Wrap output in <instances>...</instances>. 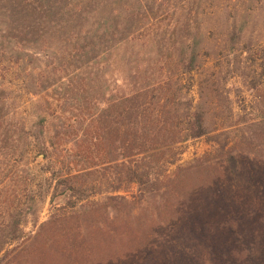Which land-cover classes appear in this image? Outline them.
<instances>
[{"label":"trees","instance_id":"16d2710c","mask_svg":"<svg viewBox=\"0 0 264 264\" xmlns=\"http://www.w3.org/2000/svg\"><path fill=\"white\" fill-rule=\"evenodd\" d=\"M119 2L0 0L2 69L32 64L31 93L69 80L80 102L72 124L67 97L44 102L22 154L20 131L0 130V264H167L169 252L183 264L187 238L213 263L263 264L264 144L251 145L264 95L259 120L237 126L227 85L264 73V0ZM203 137L213 150L176 166ZM232 161L249 165L243 185Z\"/></svg>","mask_w":264,"mask_h":264},{"label":"rangeland","instance_id":"374dc122","mask_svg":"<svg viewBox=\"0 0 264 264\" xmlns=\"http://www.w3.org/2000/svg\"><path fill=\"white\" fill-rule=\"evenodd\" d=\"M121 3L125 0H120ZM152 2V0H149ZM163 2V10H166L168 13H170V5L171 0H158L156 7L158 6L159 2ZM179 4H184V0H177ZM118 4L117 6H120L119 0H117ZM127 5V4H126ZM120 9H125L120 6ZM145 9L149 10L148 6H145ZM169 18V17H168ZM168 18L166 21L162 22V26L164 27L168 23ZM35 57H33L34 60ZM31 60V58H28ZM32 61V60H31ZM3 66H6L5 64H2L0 66V130L7 131L11 127L17 128L20 133L17 135V142L19 144L18 153H23V145L27 140V133L26 135L22 132V129L24 128L25 131L32 130L33 136L39 135L37 124L40 120V114L42 112L43 104L46 101L52 102V104H57V108L62 106V97H67V108H72V112L68 115V124H72L74 122L79 121V119L75 118L76 113L79 111L77 110V107H79L75 100L77 99V94L75 92L76 83H72L69 80H63V86H60L59 84H56L55 86H51L47 92L42 93V95L38 96L33 93H31L32 82L30 81V74L37 73L38 69H34L32 64H17L11 66L9 69H2ZM9 70V71H8ZM261 72V71H260ZM264 74V73H263ZM261 74L258 76V81L255 83H252V80L250 81V78L247 77H241L238 74L232 75V77L229 79L228 82V88H229V97L232 102V108L234 112L233 120L236 121L237 126H243L244 122H250L257 121L260 118V106H261V95H264V75ZM197 77L198 75L196 73L191 74L188 76L189 82L191 83V89L189 96L192 98L194 104L198 102L199 100V88L197 83ZM55 78V77H54ZM50 80H53V76H50ZM254 82V81H253ZM254 84L256 86H254ZM60 86V87H58ZM40 87V85H39ZM35 88V87H33ZM41 88V87H40ZM40 88H37L40 90ZM80 100H81V95ZM75 97V98H74ZM64 103V101H63ZM55 108V107H54ZM80 109V108H79ZM55 112V111H54ZM53 112V113H54ZM53 120H56V123L58 122L57 114L56 117ZM67 119V116H65V119L63 121L65 122ZM52 120V119H51ZM82 121V118L80 119V122ZM50 123V121H49ZM49 126V124H48ZM85 129V126L82 128V130ZM240 127L238 128V130ZM238 132V131H237ZM250 132H253V127L250 128ZM26 137V138H25ZM264 144V140H258L254 139V143H252L251 147L254 145H260ZM2 146V144L0 143ZM3 145L6 146V143L3 142ZM16 146V147H17ZM213 143H209L207 141L206 137L199 138V139H191L186 142H184L180 146V153L177 157V163L178 165H188L198 157L203 156L204 154H209L213 150ZM245 146V144H244ZM6 148V147H5ZM93 151H95V148L93 147ZM264 152V146L262 149V152L259 153L260 155ZM4 155V151L1 148L0 149V157ZM20 156V155H18ZM25 158H29L28 161L31 162V165L36 168V171H40L41 168H43L45 161L38 154L32 155L28 157L27 152L25 153ZM230 167L233 170V181L234 185H243V179L246 176L249 165L244 166L240 162H230ZM175 166H172V169H175ZM40 169V170H39ZM134 187L131 189L130 192H134ZM49 208L50 204H47L41 213V219L45 220L49 215ZM27 231L31 230V225H27ZM189 243V245H187ZM184 250L182 257L181 254H179L180 258L183 259V264H216L213 263L212 260V254L209 251V249L205 248L203 245L199 246V244H196L194 240H191L187 238L186 244H184ZM169 256L166 255V258L163 259L166 260L167 264H181V259H176L174 254H171L169 252ZM164 256V255H162ZM160 260L162 258H159ZM154 264H161L159 260H156ZM264 264V263H263Z\"/></svg>","mask_w":264,"mask_h":264}]
</instances>
